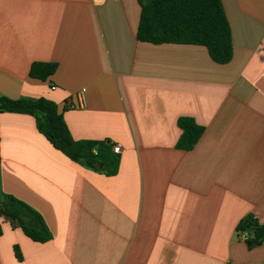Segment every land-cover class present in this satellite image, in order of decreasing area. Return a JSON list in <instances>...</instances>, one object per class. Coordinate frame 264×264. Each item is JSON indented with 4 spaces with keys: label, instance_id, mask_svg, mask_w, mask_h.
<instances>
[{
    "label": "crops",
    "instance_id": "1",
    "mask_svg": "<svg viewBox=\"0 0 264 264\" xmlns=\"http://www.w3.org/2000/svg\"><path fill=\"white\" fill-rule=\"evenodd\" d=\"M222 2L227 64L139 41V0H0V95L50 99L75 140L122 147L107 175L56 150L33 116L0 112V202L28 204L52 236L0 217V264H264V242L238 231L249 215L264 224V0ZM34 62L58 68L44 82ZM182 117L205 128L188 151Z\"/></svg>",
    "mask_w": 264,
    "mask_h": 264
},
{
    "label": "trees",
    "instance_id": "2",
    "mask_svg": "<svg viewBox=\"0 0 264 264\" xmlns=\"http://www.w3.org/2000/svg\"><path fill=\"white\" fill-rule=\"evenodd\" d=\"M141 6L137 39L152 44H189L208 49L211 59L227 64L233 58L232 27L222 0H139ZM57 63L34 62L29 76L48 81L56 72ZM0 112L28 114L35 118L38 131L71 161L92 170L115 175L120 156L113 152L110 140H75L57 103L45 97L11 99L0 95ZM181 136L178 148L191 150L201 139L205 128L194 119L178 120ZM0 217L20 227L35 242L45 243L52 236L42 216L28 204L12 196L0 202ZM238 231L246 236L249 248L264 242V224L254 216L244 218ZM3 233L0 223V236ZM15 253L20 258L18 247Z\"/></svg>",
    "mask_w": 264,
    "mask_h": 264
},
{
    "label": "built area",
    "instance_id": "3",
    "mask_svg": "<svg viewBox=\"0 0 264 264\" xmlns=\"http://www.w3.org/2000/svg\"><path fill=\"white\" fill-rule=\"evenodd\" d=\"M79 98H80V101H81L82 103L85 102V91H84V90H81V91L79 92ZM113 152L119 155V154L122 152V147H121V145H119V144H113ZM245 237H246V236H245Z\"/></svg>",
    "mask_w": 264,
    "mask_h": 264
},
{
    "label": "water",
    "instance_id": "4",
    "mask_svg": "<svg viewBox=\"0 0 264 264\" xmlns=\"http://www.w3.org/2000/svg\"><path fill=\"white\" fill-rule=\"evenodd\" d=\"M144 2H147V0H144Z\"/></svg>",
    "mask_w": 264,
    "mask_h": 264
}]
</instances>
